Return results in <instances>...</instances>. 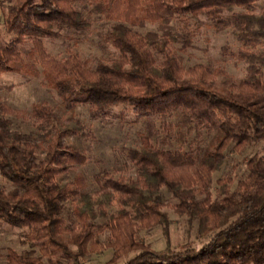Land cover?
Instances as JSON below:
<instances>
[{"label": "trees", "instance_id": "16d2710c", "mask_svg": "<svg viewBox=\"0 0 264 264\" xmlns=\"http://www.w3.org/2000/svg\"><path fill=\"white\" fill-rule=\"evenodd\" d=\"M78 1L10 0L5 5L0 0L6 31L15 36L0 44V76L42 74L61 101L34 104L30 112L0 102V174L11 185L0 189V219L27 228L26 238L40 245V255L34 249L10 248L6 263L55 264L54 257L65 255L81 264L89 253L113 248L111 264L131 252L134 256L123 264H264V148L247 159L246 173L234 187L235 178L227 173L213 191L214 173L230 150L264 143V4L88 0L110 22L105 40L119 51L93 68L76 53L52 55L43 40L62 37L64 25L91 27ZM149 23L156 29L145 34L134 29ZM204 27L232 30L240 43L235 56L245 64L241 79L224 68L182 63L175 44L192 48ZM26 40L32 43L28 58L20 48ZM80 104L88 105L94 117L106 116L117 105L132 109L137 117L131 122L175 117L164 123L162 141L168 145L177 136L182 145L159 147L153 132L142 134L140 145L127 150L132 175L102 169L94 175V192L83 190L80 175L62 184L61 173L88 162L84 150L66 140L85 130L76 117ZM4 114L32 123L33 132L15 129ZM164 191L175 199L177 213L197 221L205 239L201 245L188 242L173 249L168 244L158 250L137 239L139 228L154 225L169 235ZM70 201L73 218L68 225L63 211ZM107 232L101 243L99 237Z\"/></svg>", "mask_w": 264, "mask_h": 264}, {"label": "rangeland", "instance_id": "374dc122", "mask_svg": "<svg viewBox=\"0 0 264 264\" xmlns=\"http://www.w3.org/2000/svg\"><path fill=\"white\" fill-rule=\"evenodd\" d=\"M5 5L10 0H4ZM260 5L264 0H258ZM77 7L91 21L90 28L78 29L72 26L64 25L61 29L62 37L44 38L47 50L58 58H65L72 53H76L81 59L85 60L89 66L95 68L100 61H108L116 58L119 51L105 40V33L110 27V22L105 20L100 14L92 9L88 0H79ZM3 15L0 16V44L6 45L15 39L14 34L6 31L3 22ZM142 34L147 31L155 30L156 26L149 23L145 27H134ZM194 46L189 49H181L182 42L175 45L179 48L177 53L180 55L185 67L196 63H203L213 67L224 68L226 72L235 80L241 79L245 74V64L235 56L240 47V43L234 38L232 30L227 29L217 32L213 28L204 27L193 42ZM24 55L28 58V53L32 48L30 40L20 44ZM264 49V45L262 46ZM41 70L40 65H38ZM0 102L20 111L30 112L32 106L37 103L45 102L51 105H60L61 101L56 91L43 83V75L30 76L23 72H5L0 76ZM3 115V114H2ZM8 117L15 129L21 131H32V123L22 121L21 118L4 114ZM76 117L80 118L85 125L83 133L66 136V140L82 148L88 157V162L83 165L71 168L58 176L59 182L65 184L75 180L77 175L83 177V190L94 192L98 189L94 181V175L102 169L112 171L133 173V169L128 168L127 150L130 147L140 145L142 134L153 132V142L159 147L179 148L182 144L177 136L170 138V144H164L162 137L165 134L163 130L164 123L174 122L175 117L162 118H142L138 122H131L137 116L129 106H114L106 116L94 117L90 113L86 104H80L76 109ZM178 128L173 129L176 134ZM192 141L194 134L186 136ZM185 144L183 148H187ZM264 143L249 146L242 151L230 150L229 156L224 161L219 170L214 173V189L217 187L218 178L230 173L236 185L237 180L246 173L247 159L257 152H261ZM129 169V170H127ZM10 183L0 174V189L9 190ZM163 199L166 203L164 210L169 213V237L164 234L161 225L147 226L139 228L136 234L138 240L149 244L154 249H164L168 244L173 249L181 248L185 243L201 245L205 239L199 236L197 231V221L191 222L186 215H181L174 210L175 199L170 193L164 191ZM72 202L65 205L63 216L66 223L70 225L73 218ZM114 209L117 205H113ZM27 228H19L10 225L7 221L0 219V264L6 263V254L10 248L18 252L34 249L37 255H40L39 243L29 241L25 234ZM108 232L99 237L101 243L107 241ZM168 237V238H167ZM113 248H100L95 252L89 253L81 259V264H111ZM135 252L128 256L121 257L115 264H123L128 258L134 256ZM47 261V257H43ZM55 264H77L73 259L65 255H59L53 258Z\"/></svg>", "mask_w": 264, "mask_h": 264}]
</instances>
